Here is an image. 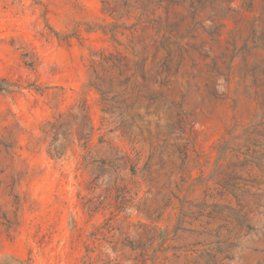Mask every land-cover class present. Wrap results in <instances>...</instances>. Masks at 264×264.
Returning a JSON list of instances; mask_svg holds the SVG:
<instances>
[{
    "label": "rangeland",
    "instance_id": "1",
    "mask_svg": "<svg viewBox=\"0 0 264 264\" xmlns=\"http://www.w3.org/2000/svg\"><path fill=\"white\" fill-rule=\"evenodd\" d=\"M0 80V264H264V0H0Z\"/></svg>",
    "mask_w": 264,
    "mask_h": 264
},
{
    "label": "trees",
    "instance_id": "2",
    "mask_svg": "<svg viewBox=\"0 0 264 264\" xmlns=\"http://www.w3.org/2000/svg\"><path fill=\"white\" fill-rule=\"evenodd\" d=\"M2 81L5 80H0V82ZM2 86L3 84H0V89H3L4 86ZM86 107V104L82 102L77 106V113L73 114L71 112H68L67 116L73 117V119H77L80 114H83V117L87 120L88 110ZM62 115L63 113H60L54 121H47L45 127L42 130L45 138L49 139L47 145V153L52 157H59L63 155L67 148V144H65L64 141L61 140H66L70 133L67 132L68 123L64 121ZM75 125V134L77 135L78 141L84 139L86 142L90 136L91 126L87 125L85 128V126H80L76 122ZM85 129H87V132H84ZM15 142L16 141H13L12 139L0 140V144L2 145L5 153L10 155L13 153L12 150L16 147Z\"/></svg>",
    "mask_w": 264,
    "mask_h": 264
}]
</instances>
